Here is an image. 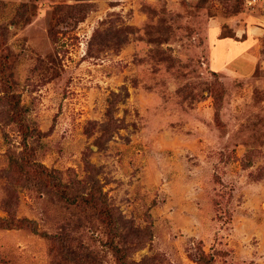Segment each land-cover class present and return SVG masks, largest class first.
I'll use <instances>...</instances> for the list:
<instances>
[{"label": "rangeland", "instance_id": "1", "mask_svg": "<svg viewBox=\"0 0 264 264\" xmlns=\"http://www.w3.org/2000/svg\"><path fill=\"white\" fill-rule=\"evenodd\" d=\"M0 264H264V0H0Z\"/></svg>", "mask_w": 264, "mask_h": 264}, {"label": "trees", "instance_id": "2", "mask_svg": "<svg viewBox=\"0 0 264 264\" xmlns=\"http://www.w3.org/2000/svg\"><path fill=\"white\" fill-rule=\"evenodd\" d=\"M19 169L21 170V172H23V171L28 172V171H26V167L23 164L19 165ZM31 169H32V167H31ZM32 171L37 172V174L39 175V178H41L42 182H45L47 180V174H44L42 172V169H40V171H39V169H37V170L32 169Z\"/></svg>", "mask_w": 264, "mask_h": 264}]
</instances>
